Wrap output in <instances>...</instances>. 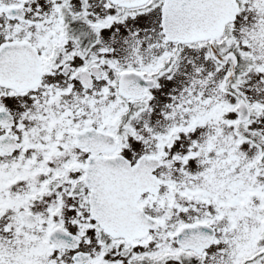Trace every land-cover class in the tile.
<instances>
[{
	"label": "snow or ice",
	"instance_id": "1",
	"mask_svg": "<svg viewBox=\"0 0 264 264\" xmlns=\"http://www.w3.org/2000/svg\"><path fill=\"white\" fill-rule=\"evenodd\" d=\"M0 264H264V0H0Z\"/></svg>",
	"mask_w": 264,
	"mask_h": 264
}]
</instances>
